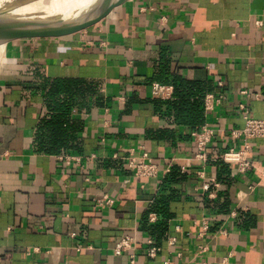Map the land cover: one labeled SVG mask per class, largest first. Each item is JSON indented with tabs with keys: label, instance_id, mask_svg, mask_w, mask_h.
<instances>
[{
	"label": "crops",
	"instance_id": "crops-1",
	"mask_svg": "<svg viewBox=\"0 0 264 264\" xmlns=\"http://www.w3.org/2000/svg\"><path fill=\"white\" fill-rule=\"evenodd\" d=\"M172 77L205 85L204 95L223 83L203 110L213 129L205 178L217 177L222 152L241 145L230 136L240 107L264 120V0H124L15 28L0 56V264H128L112 251L124 234L136 239V264H264V180L227 164L228 180L204 200L190 132L150 93ZM58 109L68 162L36 146ZM251 145L264 166V138ZM129 150L146 151L158 176L134 177L113 157ZM168 165L185 172L168 181ZM103 195L113 203L97 206Z\"/></svg>",
	"mask_w": 264,
	"mask_h": 264
},
{
	"label": "built area",
	"instance_id": "built-area-1",
	"mask_svg": "<svg viewBox=\"0 0 264 264\" xmlns=\"http://www.w3.org/2000/svg\"><path fill=\"white\" fill-rule=\"evenodd\" d=\"M216 87L218 91H211L206 93L202 99V108L204 111L211 110L214 107L215 102H219L223 96L222 87L223 83L218 81ZM151 96L159 100H169L173 98V87L171 84L161 83L154 81L150 84ZM245 93V92H243ZM242 110L244 123L242 127L236 128L230 131V136L233 139H238L241 141L239 147L230 146L222 152L220 160L225 164L232 166L234 171L238 174H243L246 172H253L259 180H264V166L257 164L252 159V140L258 138H264V120L258 118H252L248 115L247 110L240 107ZM213 129L203 123L199 129L190 132V139L195 145L194 158L201 161V168L196 170V178H201L202 183L198 188L201 196L204 200L209 201L211 205V200L217 196V192L220 189L221 182L216 176H211L205 178L204 167H206L208 157H207V145L212 139ZM63 158L65 162H68L70 158L69 153H61L58 155ZM123 163V166L134 176L138 178H156L158 176V166L152 161L148 156L146 151H142L140 154H135L133 150H129L128 154L118 157ZM172 165H168L165 169L164 175L170 171ZM180 172H185L183 166L179 167ZM252 188V187H250ZM97 206L111 205L113 199L107 195H103L100 198L94 199ZM230 215L233 217L235 215V210H230ZM156 220V215L154 213H149L147 216V222L152 223ZM200 230L198 236H204L209 228V223L205 218L200 221ZM218 232L224 233V229L218 228ZM148 247L146 253L148 256L152 257L158 250V247L153 245L151 239L147 240ZM198 252H203L206 250V245H198ZM113 254L121 255L126 254L129 258L128 264H136L135 251H136V239L132 235L124 234L117 238L113 246Z\"/></svg>",
	"mask_w": 264,
	"mask_h": 264
},
{
	"label": "trees",
	"instance_id": "trees-1",
	"mask_svg": "<svg viewBox=\"0 0 264 264\" xmlns=\"http://www.w3.org/2000/svg\"><path fill=\"white\" fill-rule=\"evenodd\" d=\"M164 77V76H163ZM165 83H170L173 87V98L169 100H157L158 103L166 105V111L169 116L173 118V122L177 125H183L188 129L189 132L199 129V127L204 123V111L202 108V99L206 91V87L203 84L197 82H188L179 78L172 77L170 80L163 78ZM54 91L57 88L63 87L64 83L56 82L54 83ZM67 110L58 109V114H51V118L48 119V126L51 130V137L44 140L45 134L37 135L36 146L38 150H45L49 153H59L64 152L71 147L68 135L65 133V125L63 124V117ZM62 116V118L60 117ZM46 121V122H47ZM189 138H190V134ZM216 165L219 168V173H217V179L222 182L228 180L224 173L226 172L227 164L221 160L216 161ZM175 167L170 168V171L165 174L164 178H181L179 171ZM178 173H177V172ZM227 173V172H226ZM225 173V174H226Z\"/></svg>",
	"mask_w": 264,
	"mask_h": 264
},
{
	"label": "water",
	"instance_id": "water-1",
	"mask_svg": "<svg viewBox=\"0 0 264 264\" xmlns=\"http://www.w3.org/2000/svg\"><path fill=\"white\" fill-rule=\"evenodd\" d=\"M52 1L54 0H12L0 9V29L12 27V36L15 28L21 24L55 21L84 13H96L124 0H89L84 4L63 9H57Z\"/></svg>",
	"mask_w": 264,
	"mask_h": 264
},
{
	"label": "bare ground",
	"instance_id": "bare-ground-1",
	"mask_svg": "<svg viewBox=\"0 0 264 264\" xmlns=\"http://www.w3.org/2000/svg\"><path fill=\"white\" fill-rule=\"evenodd\" d=\"M12 0H0V9H2L4 6L9 4ZM89 0H54L52 3L57 9H63L67 8L70 6H78L81 4H84L88 2ZM63 4V5H62ZM51 8V7H50ZM13 28L12 27H7L4 29H0V56L2 54V51L4 49V46L9 39L11 32Z\"/></svg>",
	"mask_w": 264,
	"mask_h": 264
}]
</instances>
